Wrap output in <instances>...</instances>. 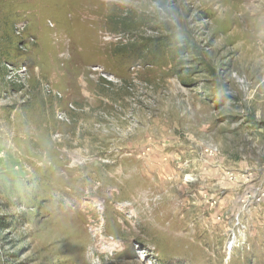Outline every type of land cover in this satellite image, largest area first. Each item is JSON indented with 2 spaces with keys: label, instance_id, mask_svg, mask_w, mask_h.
I'll return each instance as SVG.
<instances>
[{
  "label": "rangeland",
  "instance_id": "374dc122",
  "mask_svg": "<svg viewBox=\"0 0 264 264\" xmlns=\"http://www.w3.org/2000/svg\"><path fill=\"white\" fill-rule=\"evenodd\" d=\"M159 1L0 0V264H264V0Z\"/></svg>",
  "mask_w": 264,
  "mask_h": 264
},
{
  "label": "trees",
  "instance_id": "16d2710c",
  "mask_svg": "<svg viewBox=\"0 0 264 264\" xmlns=\"http://www.w3.org/2000/svg\"><path fill=\"white\" fill-rule=\"evenodd\" d=\"M152 2L159 8V9H161L162 8V5H161V2L159 1V0H152ZM144 23V22H143ZM151 25H153V24H151ZM150 25V26H151Z\"/></svg>",
  "mask_w": 264,
  "mask_h": 264
}]
</instances>
